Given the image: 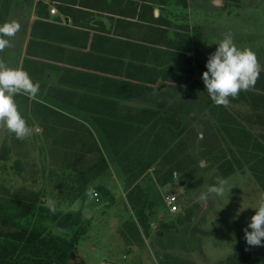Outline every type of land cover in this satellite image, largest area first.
I'll use <instances>...</instances> for the list:
<instances>
[{"label": "rangeland", "instance_id": "1", "mask_svg": "<svg viewBox=\"0 0 264 264\" xmlns=\"http://www.w3.org/2000/svg\"><path fill=\"white\" fill-rule=\"evenodd\" d=\"M41 1L0 0V25L11 20L21 24L16 36L8 38L12 47L0 52V60L11 68L27 71L33 82H39L41 86L35 100L24 94L14 97L32 134L19 140L6 128H0V182L14 186L31 184L32 164L45 161L41 144L50 147L57 142L58 135L50 122L64 123L48 116L46 110L53 109L89 126L99 139L97 141L109 164L96 185L93 184L80 197L79 206L69 208L70 211L81 210L86 216L88 231L77 244V255L88 264H159L160 252L168 259H176L178 264H218L242 248H250L243 230L255 214L264 191L249 170L238 171L227 179L228 186L233 188L223 197L213 195L206 204L199 203L198 197H194L219 176L198 147L203 132L211 127L207 112L200 114L158 161V164L177 166L186 176L187 185L180 186V174H167L170 167H164L163 173L151 169L138 179L142 192L156 203L150 216V234L147 236L141 230L144 241L140 244L126 246L121 234L122 224L134 216L129 205L130 189L122 186L121 163L114 157L105 135L110 134L113 138L118 134L131 140L120 153H130L132 146V156L142 153V158L147 157V153L153 150L145 131L158 118L155 117L157 104L176 101L191 82L203 83L202 74L207 71L208 57L216 51L217 43L226 33L232 34L239 49H251L264 70V0H176L182 4L168 8L167 19L180 32L189 34L194 43L193 53L165 55L152 52V40L139 29H126L121 32L122 37H116L107 46L99 45V49L87 43L91 36L87 38L86 35L75 45L69 32L59 29L50 33L40 26V19L52 23L58 19L59 13L62 14L57 5ZM52 10H55L54 14ZM58 23L62 22L59 20ZM91 48L95 49L88 51ZM190 58L193 63L185 61ZM189 77L192 80L188 83ZM166 85L172 88L170 92H152V89L165 91ZM137 89V97L126 101L128 92ZM184 114L187 124L188 119L195 117V111L193 113L191 109H185ZM201 121L205 123L204 127L200 125ZM211 123L215 132L214 123ZM194 135L197 136L195 141ZM214 136L219 138L221 135L217 132ZM39 138L44 140L43 143ZM7 139L15 140L18 146L5 151ZM186 148L197 166L195 175L191 174L189 162L182 155ZM170 149H174L172 158L169 157ZM6 152L10 153L11 159L3 162ZM158 153L162 152L158 150ZM176 153H180L182 159L175 162ZM20 156L25 157L22 175L26 178L17 175L15 161ZM165 177H172V184L159 186V180ZM198 181L201 182L199 187H193ZM99 186L108 190L111 197H104L97 188ZM167 195L178 198L176 214L166 211L164 197ZM179 219L182 224L176 230L155 235L162 221L175 226ZM54 232L70 238L58 228Z\"/></svg>", "mask_w": 264, "mask_h": 264}, {"label": "trees", "instance_id": "2", "mask_svg": "<svg viewBox=\"0 0 264 264\" xmlns=\"http://www.w3.org/2000/svg\"><path fill=\"white\" fill-rule=\"evenodd\" d=\"M172 4L178 7L182 3L163 0L157 17L151 9L150 13L139 16V23L134 24V27L140 31L144 30L150 37L152 52L162 55L173 52L193 53L194 43L188 37L189 34L180 32L167 19V9ZM185 61L193 63V58ZM191 80L189 77L187 82ZM123 85L127 86L126 83ZM138 90L129 91L126 101L137 97ZM164 90L152 89V92H170L172 88L166 85ZM229 101L226 107L215 105L204 83L195 81L190 83L176 101L171 104H157L158 113L156 112L155 117L158 118L148 125L145 131L147 138L152 142L153 151L147 153L149 155L145 158H142V153L132 156V146L130 153H120L121 149L130 144L131 140L127 137L114 134L116 136L111 138L110 134L105 135L108 145L113 149L114 157L121 163V183L125 189H130L129 205L134 216L122 224L121 231L126 246L143 242L144 235L141 230L148 236L152 227L150 216L156 203L142 192L138 179L146 176L151 169L156 170V173H163L164 167H170L171 170L167 174H180V186L189 183L177 166L174 165L173 170L174 166L158 164V161L168 153L167 148L171 147V143L190 129L192 122L204 112L209 114L208 124L213 127L212 121L216 128L214 132L210 126L206 127L202 138L199 139L201 144L198 147L206 162L216 169L220 177L226 179L238 171L247 169L264 191V70L261 71L254 87L241 91L235 99L229 97ZM185 109H191L193 113L195 111L194 119H188V124ZM46 112L49 117L59 118L64 123L50 122L55 135H58L55 140L57 142L52 143L50 147L41 144L45 161L32 164L29 177L31 184L14 186L0 182V264H88L77 255V244L85 237L88 222L80 212L70 211L69 208L96 183L109 168V164L89 126L53 109H47ZM200 125L204 127L205 123L201 121ZM217 132L221 135L219 138L214 136ZM196 139L197 136L194 135V141ZM43 141L39 138L40 143ZM4 146L6 151L7 148L10 150V147H17L18 144L15 140L7 139ZM158 150L162 153L159 154ZM170 150L172 152L169 157L172 158L174 149ZM180 153H176L175 162L182 159ZM182 155L189 162L191 174L195 175L197 166L192 162L187 148ZM10 157V153L6 152L2 161L6 162ZM23 160L25 157L20 156L15 161L18 167L17 175L21 177H25L22 175ZM200 181L193 187H199ZM172 182V177H165L164 180L160 179L158 184L164 187ZM97 188L104 197H111L109 191L102 186ZM49 201L52 202L54 211L50 210ZM176 224L174 226L162 221L155 235L158 232L165 234L172 229L176 230L177 226L182 224L181 220ZM55 228L68 233L70 238L57 234L54 232ZM158 260L159 264H178L176 259H168L167 255L164 256L161 252L158 253ZM218 264H264V246L242 248Z\"/></svg>", "mask_w": 264, "mask_h": 264}, {"label": "clouds", "instance_id": "3", "mask_svg": "<svg viewBox=\"0 0 264 264\" xmlns=\"http://www.w3.org/2000/svg\"><path fill=\"white\" fill-rule=\"evenodd\" d=\"M20 29L21 24L17 20L0 25V52L12 47L8 38H14ZM217 45L216 51L208 57L207 71L203 72L202 80L212 102L226 107L230 102L229 97L235 99L241 91H248L255 86L262 67L251 49L241 50L236 46L231 33H226ZM40 87L39 82L34 83L27 71L11 68L0 60V128H6L19 140L32 134V129L18 110L14 97L24 94L35 100ZM232 188L228 186L226 178L216 176L213 184L200 190L198 202L206 204L213 195L223 197ZM48 204L50 210L54 211L52 202L49 201ZM243 231L247 245L264 246V195L259 198L255 214Z\"/></svg>", "mask_w": 264, "mask_h": 264}, {"label": "crops", "instance_id": "4", "mask_svg": "<svg viewBox=\"0 0 264 264\" xmlns=\"http://www.w3.org/2000/svg\"><path fill=\"white\" fill-rule=\"evenodd\" d=\"M41 2L44 3L43 0ZM50 2L57 5L63 15L58 12V19L51 21L54 24L45 23L44 18L40 19L38 22H42L40 26L45 31L56 33L60 29L64 33L69 32L75 45H78V41L85 35L87 38L91 36L87 43H92L93 47L98 49L99 45L107 46V43L115 41L116 37H122L121 32L126 29L137 30L134 24L139 23L141 14L150 13L153 9L154 16L157 17L163 4V0H45V4ZM172 6L174 4L168 8ZM59 20L61 24L58 23ZM96 139L99 140L97 137ZM79 200L80 198L71 206H79ZM76 211L86 218L81 210Z\"/></svg>", "mask_w": 264, "mask_h": 264}, {"label": "built area", "instance_id": "5", "mask_svg": "<svg viewBox=\"0 0 264 264\" xmlns=\"http://www.w3.org/2000/svg\"><path fill=\"white\" fill-rule=\"evenodd\" d=\"M53 14L55 13V10L51 11ZM96 196V194H95ZM164 205L168 211L169 214L173 215L178 212V198L175 195H167L164 197Z\"/></svg>", "mask_w": 264, "mask_h": 264}, {"label": "water", "instance_id": "6", "mask_svg": "<svg viewBox=\"0 0 264 264\" xmlns=\"http://www.w3.org/2000/svg\"><path fill=\"white\" fill-rule=\"evenodd\" d=\"M199 193H200V191H198V192L195 194V196H194V197H197V196L199 195Z\"/></svg>", "mask_w": 264, "mask_h": 264}]
</instances>
